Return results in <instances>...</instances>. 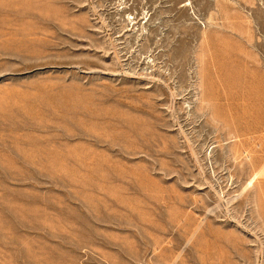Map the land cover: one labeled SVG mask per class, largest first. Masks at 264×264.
<instances>
[{
    "label": "rangeland",
    "instance_id": "374dc122",
    "mask_svg": "<svg viewBox=\"0 0 264 264\" xmlns=\"http://www.w3.org/2000/svg\"><path fill=\"white\" fill-rule=\"evenodd\" d=\"M0 264H264V0H0Z\"/></svg>",
    "mask_w": 264,
    "mask_h": 264
}]
</instances>
